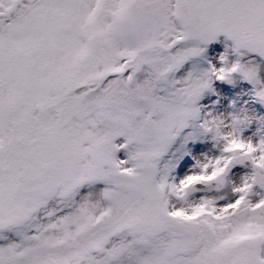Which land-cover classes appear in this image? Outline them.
Masks as SVG:
<instances>
[{"label": "snow or ice", "instance_id": "snow-or-ice-1", "mask_svg": "<svg viewBox=\"0 0 264 264\" xmlns=\"http://www.w3.org/2000/svg\"><path fill=\"white\" fill-rule=\"evenodd\" d=\"M0 264H264V0H0Z\"/></svg>", "mask_w": 264, "mask_h": 264}]
</instances>
